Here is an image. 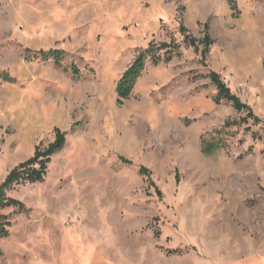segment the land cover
Wrapping results in <instances>:
<instances>
[{"label": "rangeland", "instance_id": "1", "mask_svg": "<svg viewBox=\"0 0 264 264\" xmlns=\"http://www.w3.org/2000/svg\"><path fill=\"white\" fill-rule=\"evenodd\" d=\"M237 5L238 16L228 0H0V185L67 133L45 181L9 193L29 212H4L0 264H264V123L217 104L209 78L264 122V0ZM181 23L198 40L209 23L206 67ZM171 41L181 56L147 63L118 105L139 52ZM27 49L60 50L63 67ZM218 132L226 148L205 154Z\"/></svg>", "mask_w": 264, "mask_h": 264}, {"label": "trees", "instance_id": "2", "mask_svg": "<svg viewBox=\"0 0 264 264\" xmlns=\"http://www.w3.org/2000/svg\"><path fill=\"white\" fill-rule=\"evenodd\" d=\"M228 4L231 10L234 12V15L238 16L239 9L237 0H228ZM180 33L184 37V42L187 46L193 47L196 50H198L200 46H203L201 52L202 63L206 67V61L210 54L211 47L215 43L210 34L209 23L204 24V38L201 40L195 38L183 23H181L180 26ZM25 53L27 56L33 55L34 57H40L44 61L53 60L56 67H63L64 53L60 50H51L49 52L37 53L27 49ZM180 56V46L175 41L163 42L160 44L153 42L147 49L139 52L134 62L125 71L117 83L116 92L118 95V105H123L126 100L131 98L136 83L144 73L147 63L150 62L154 66L169 64L176 57ZM72 72L75 77L80 75V71L76 66L72 67ZM1 77L7 79L8 76L7 74H1ZM209 78L217 89V94L214 98V101L217 104H230L237 112L246 113L247 115L243 120V123L245 124H248L250 120H253L255 124L264 123L259 117L255 115L254 111L249 105L243 103L239 97H237L231 91L220 74L211 71ZM237 125L238 124L236 122H227L224 128H232ZM218 133L219 138L216 135L212 141L203 142V152L205 154L210 155L226 148V145L222 139L220 140L221 132ZM66 141L67 133L61 131L60 129H56L55 141L45 149L37 148L33 157L17 165L7 175L5 181L0 185V239H5L10 236V228L12 226L11 215L5 214V211L9 209H15L18 214L29 212L23 202L11 197L9 193L13 191L16 186L21 184H35L44 182L48 175L49 165L52 161V157L64 148ZM120 160L123 164H132L131 161L125 158L121 157ZM140 174L148 177L150 187H155V184L152 181V174L146 167H142L140 169ZM262 190L264 191V189ZM158 193L161 195V192L158 191Z\"/></svg>", "mask_w": 264, "mask_h": 264}]
</instances>
